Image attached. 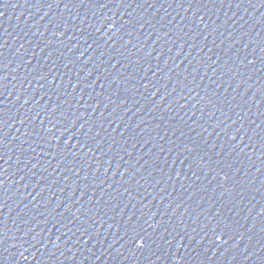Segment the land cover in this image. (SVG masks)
Returning <instances> with one entry per match:
<instances>
[{"label":"water","instance_id":"water-1","mask_svg":"<svg viewBox=\"0 0 264 264\" xmlns=\"http://www.w3.org/2000/svg\"><path fill=\"white\" fill-rule=\"evenodd\" d=\"M0 264H264V0H0Z\"/></svg>","mask_w":264,"mask_h":264}]
</instances>
